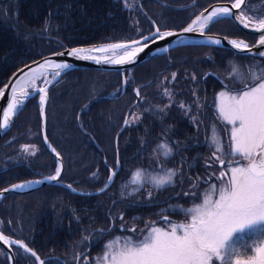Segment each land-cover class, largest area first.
Instances as JSON below:
<instances>
[{
	"label": "flooded vegetation",
	"instance_id": "af4514ba",
	"mask_svg": "<svg viewBox=\"0 0 264 264\" xmlns=\"http://www.w3.org/2000/svg\"><path fill=\"white\" fill-rule=\"evenodd\" d=\"M31 1L0 0V88L16 68L40 56L37 50L45 47L56 49L59 45H63V48L74 46L71 44H26L25 39L22 37L21 41H12L11 32L13 24L15 28L21 29L22 27L18 26L20 23L25 26L26 39L38 37L44 31L49 30L50 21H48L44 29L45 16L49 18L52 14L49 10L44 9V0H36V5ZM53 1L55 2H52V4L56 9L60 0ZM218 1L230 2V0H204L198 12ZM191 6L188 5V8ZM251 6L255 7V9ZM246 9H249V12L254 15L262 16L264 14V0H249ZM232 28H234V25L218 22L216 25H212L211 30L207 31V33L239 38L243 41H248L250 45L256 44V36L242 34L239 30H233ZM58 32L60 34V30L55 24L54 37H49L59 41ZM13 44L17 50H20L21 54L26 55V59H20L19 55V57L16 56L13 60ZM188 45H185L187 47L180 50L182 58L173 59L171 58V52H169L166 55L169 60L166 67L159 69L156 67L153 69L151 63L147 61L135 66V87L133 89L135 100L125 113L126 116L127 111L130 109L127 118L128 123L135 112L146 116L142 121H135V172L141 169V147H138L141 145L147 147L150 154L149 160L151 165L148 170H160L164 175L167 174L168 170H174L176 175L172 178V182L165 184L163 187H156L151 182L152 175L147 172L143 177L142 183H140V189H136L135 187V200L129 202L116 201L115 199L108 200V203L105 201L98 202V204L90 202L91 195L100 194L110 186L106 190L96 194L86 195L72 192L68 205H73L74 208H76L75 205H110L108 208L109 226H106L107 211H105L102 218L95 220L96 223L105 226L96 228V230H94L95 228L87 229L85 230L87 232H82L78 226L81 221L80 218L62 219V221L69 223L68 237L71 248H66L64 253L60 250L55 251V249H52L49 255L40 254L35 250L43 259L44 264H97L98 261L99 263L102 262V254L106 250L107 241L117 234L124 233V228L128 224L131 214L135 212V223H137L136 221L140 219V212L144 215L147 214L143 217L145 219L151 215V212L158 209L155 218L151 221L153 223L163 220L170 221L181 212H187L186 210L189 205L186 204L194 202V199L188 196H195L200 199L205 194V185H210V182H219L220 179H227V177L220 178V172L228 171L229 160H231L232 166L241 160L239 156H229L232 143L230 140L231 126L226 125V122L219 114L218 109L221 103L219 94L221 92H226L229 96L241 94L243 90L253 85V73L260 76V80L255 81L256 84L264 81V75H261L264 72V56L238 53L231 48L220 46ZM31 50H35V52L29 54ZM239 54L246 55L247 57H239ZM175 63L176 65L174 66ZM237 63L239 65L238 68L235 67ZM13 67L15 68L13 69ZM133 68L127 70L128 72L118 71L122 73V83L113 90L114 94L111 92L112 96L116 97L118 91L122 93L125 91L126 86L131 83ZM234 68L236 71H233ZM129 71H131L130 74ZM149 72H153L151 76L147 75ZM173 73H175V79H172ZM125 74L128 75L126 81L124 80L126 78ZM137 91H139V95H137ZM166 91L171 95H167ZM134 104L135 112L130 115ZM146 105L148 106L147 109H145ZM125 116L115 138V140L117 139L115 143L117 147V160L116 165L112 166L113 168H116L118 163L120 164L118 142L120 133L126 127V124L124 125ZM213 130H215V134L222 144L223 151L217 153V155L225 161L223 168L212 157V153L215 151V146L211 143ZM13 138L11 137L8 142ZM161 144H167L171 148L170 155H163V150L159 147ZM29 151L32 152L33 149L30 148ZM15 157H19V159H14L19 161L17 164H24L29 160L27 159V155L19 156V154H16ZM16 167L23 166L19 165ZM93 174L91 173L90 176ZM42 175V172H38L18 181ZM60 180L64 181L62 176ZM223 180H220V182H223ZM41 187L37 188L39 190L36 193H32L31 191L8 194L3 198V202L0 205H38L35 201L42 202L46 200H52L51 205L60 203L58 197L56 198L57 201L53 202V197L44 195L45 193H54V190L57 188L51 186ZM76 188L83 191L99 189ZM149 192H151L150 197L148 196ZM12 194H25L27 197H25V200H22V198H17ZM77 195H85L86 197L78 201ZM213 198L215 199L216 196L214 195ZM111 205H116L115 209H111ZM193 205L198 204L195 203ZM75 213H77V210ZM55 214L58 215V212ZM0 219V229L6 232V229H2V226L5 225L2 215ZM23 220L27 221L28 217H23ZM59 221L58 218H50L48 215L37 216L34 220L35 227L41 226L47 230H52L53 233L48 236L31 234L29 237L27 235L26 238L29 241H43V247L53 248L54 245L51 243L56 238H61V228L58 226ZM86 221L90 222L91 219L88 218ZM50 225H53V229ZM8 236L13 237L10 234ZM26 238L18 240H23L28 244ZM14 247L15 245H13V249L16 256L17 251ZM71 249H73V252H71ZM27 264H37V261H35V258L32 259L30 257Z\"/></svg>",
	"mask_w": 264,
	"mask_h": 264
},
{
	"label": "trees",
	"instance_id": "16d2710c",
	"mask_svg": "<svg viewBox=\"0 0 264 264\" xmlns=\"http://www.w3.org/2000/svg\"><path fill=\"white\" fill-rule=\"evenodd\" d=\"M32 1L36 5V0ZM138 1L60 0L59 7L57 6L55 9L52 4L55 1L44 0V9L49 10L52 14L49 18L45 16L44 29L50 21L49 30L44 31L38 37L26 39L25 31L18 27L15 28L13 24L12 41H21L24 38L26 44L71 45L128 41L143 37L153 30L149 17L160 29H181L193 17L186 12L191 7L178 8L183 6L184 0H172L176 3L173 5L175 8H169L172 5L167 0H142L141 7L138 5ZM248 1L243 8V14L246 12ZM143 10L149 17L144 14ZM221 20L225 21V19ZM55 24L60 30V34L58 32L59 41L49 37L53 36L55 32ZM18 26L25 28L22 23ZM237 28L234 25L232 29L246 34ZM12 47L14 48L13 60L19 55L20 59L27 58L26 55L21 54L20 50L16 49L14 44ZM63 47V45H59L56 49L45 47L37 50V53H40L41 56L63 49ZM185 47L187 46L172 49L171 58H182L180 50ZM33 52L35 50L29 51V54ZM239 57L247 56L239 54ZM147 62L151 63L153 69L156 67L159 69L166 67L169 60L166 55H161ZM151 73L153 72H149L147 75L151 76ZM131 76V83L126 86L123 93L118 91L116 97L112 96L111 92L122 83V73L118 71L74 68L66 71L49 88L46 118L47 134L65 160L62 175L64 181L75 187L86 189H97L105 184L110 166L116 165L117 147L115 143L117 139L115 140V138L117 132L123 122L126 110L135 100L133 90L135 87V67L132 69ZM133 112H135V104L130 115ZM40 121L37 99L33 97L27 101L8 134L0 140V189L38 172H42L43 175L55 172L56 159L44 145ZM130 121L119 136L118 149L121 167H119L110 187L100 194L91 195L90 202L98 204V202L103 201L108 203V200L111 199L122 202L135 200V183H133L135 174V122ZM11 137L14 138L8 142ZM26 144L35 147L33 150L35 155L31 154L30 148L28 151L22 148ZM138 147H141L140 168H145L143 170L146 171V169H150L151 165L150 154L147 147L141 145ZM16 154L19 156L27 155L29 160L27 163L17 164L19 161L13 158ZM19 165L23 167H16ZM17 172L18 174H16ZM91 173L95 174L90 176ZM47 186L57 189L54 190V193H45L44 195L53 197V202L57 201L56 198L58 197L59 204L51 205L52 200H46L35 201L38 205H0V216L2 215L5 220V225L2 226V229H6V232L2 230L4 233L15 236L17 239H25L27 235L29 237L31 234L48 236L53 231L41 226L35 227L34 220L41 215L58 218L60 220L58 226L61 228V238H56L51 243L54 245L53 248L43 247V241H29L26 238L28 240L27 245L32 246V249L40 254L49 255L52 249L64 253L66 248H71L68 237L69 223L62 221V219L80 218L81 221L78 226L82 232L92 228L96 230V228L105 225H100L95 220L102 218L107 211L106 226H109L108 208L110 205H75L76 208H74L73 205H68L72 195L68 188L55 184H47L43 188ZM38 190L36 189L32 193H36ZM12 195L22 198V200L27 197L25 194ZM76 197L79 201L86 196L77 195ZM115 207L116 205H111V209H115ZM76 210L77 213H75ZM157 211L158 209H155L149 217L155 218ZM56 212L58 215L55 214ZM146 215L143 214V216ZM23 217H28V220L24 221ZM88 218L91 219L90 222L86 221ZM50 227L53 229V225ZM14 248L17 251V264H27L30 257L33 259L31 254L26 253L20 246L15 245ZM3 250L0 245V264H9L6 252Z\"/></svg>",
	"mask_w": 264,
	"mask_h": 264
},
{
	"label": "snow or ice",
	"instance_id": "6c2138e0",
	"mask_svg": "<svg viewBox=\"0 0 264 264\" xmlns=\"http://www.w3.org/2000/svg\"><path fill=\"white\" fill-rule=\"evenodd\" d=\"M242 4H244V0H235L232 8H240ZM228 15H231L228 7L214 8L200 22L201 30L207 27L210 22H215L222 16ZM197 20H200V17H197ZM256 27L264 30V19L260 20ZM192 30V26L183 29L184 32H191ZM173 35L175 33L171 31L161 32L159 28H156L151 39L154 41L156 36L164 39ZM149 40L150 37L145 36L143 43L138 40L132 41V45H136V47L128 44H109L105 48L92 49V51L125 49L124 56L118 60L110 61L123 64L148 47L147 41ZM214 43L219 45L221 41L215 40ZM231 44L237 49L248 48L247 44L238 43L235 40H232ZM259 44L264 45V32L259 38ZM129 48L131 50H128ZM83 51L85 50L74 48L69 55L77 56ZM260 55H264V53H260ZM45 63L50 62L46 61ZM69 66L66 63L55 65L56 68L60 69ZM233 71L236 69L234 68ZM59 74L57 72L54 75L59 76ZM261 75H264V72ZM172 79H175V73L172 74ZM252 79L253 85L243 90L239 95L229 96L226 92H221L219 94L221 103L218 109L226 125L231 126L230 140L232 143L229 156H239L248 161L247 165L232 166V162L229 160L228 171L220 172V178L227 177V179L224 180L219 189L214 184L211 186V191L217 198L213 199L212 195H206L202 204L187 209L186 211L191 214L189 223L172 225L169 230L152 228L151 232L137 243H133L130 238H126L123 244H121L120 238L110 242L106 245L108 251L103 257L107 264H212L213 258L223 262L226 256L231 257L236 252L234 241L239 238V234L259 225H264V81L256 84L255 81L260 80V76L255 73H253ZM16 83H19V79L14 82V84ZM39 91L44 93L40 97L43 104L47 95L46 89L41 88ZM166 94L171 95L167 91ZM2 95L3 91H0V96ZM137 95H139V91H137ZM16 111H18L16 88L13 86L7 111H3V127L8 126V116ZM127 123L125 121L126 125ZM211 143L215 146L212 157L223 168L225 161L217 155L223 151V148L215 130H213ZM30 147L34 148V146L29 145L23 146L25 151H28ZM159 147L163 150V155L171 154L172 150L167 144H161ZM31 154L35 155V152L32 151ZM56 155L59 156V153ZM115 175L116 173L113 171L109 176V182ZM175 175L176 172L170 169L164 176L152 177V182L156 186L163 187L165 184H170ZM59 177L60 170L57 169L55 175L46 179L58 181ZM141 177L142 170H137L134 174L133 183H142ZM41 182L36 181V183ZM24 187V184H18L14 185L13 189ZM69 187L71 186L69 185ZM148 196H151V192L148 193ZM0 240L6 244L9 243L8 238L2 233H0ZM12 243L31 254L35 260L39 261V264H44L36 252L26 244L20 241H13ZM255 252L256 255L247 260L237 258L235 264H264V245L257 247Z\"/></svg>",
	"mask_w": 264,
	"mask_h": 264
},
{
	"label": "water",
	"instance_id": "95a60500",
	"mask_svg": "<svg viewBox=\"0 0 264 264\" xmlns=\"http://www.w3.org/2000/svg\"><path fill=\"white\" fill-rule=\"evenodd\" d=\"M246 1L247 0H244V4L246 3ZM232 5L233 3L231 4V2H225V3L222 2V3L213 4L209 6L208 8L204 9L201 13H199L185 27L181 29H176V30H164V31H171L175 33V35L166 37L164 39H160L158 36H156L154 41L151 39V37L153 33L155 32V29L159 27L156 25L154 20L149 18L153 26V31L145 35V36L150 37V40L147 41L148 47L144 48L142 52H138L135 55V57H133L131 60H126V62L123 64L112 63L110 61L118 60L122 56H124L125 49H108L106 51H92V49L105 48L109 44H128V45H131L132 47H136V45H132V41L138 40L143 43L144 42L143 37L145 36L134 39V40H128V41L125 40V41L109 42V43H104V44H78L74 46H67L63 49L43 55L17 68L0 88V91H3V95L0 96V110L7 111L8 104L10 103V98H11V88L13 86H15L16 88L17 109H18V111L8 116V126L7 127H3V119H4L3 111H0V138L7 131H9V129L13 126L16 118L18 117L20 111L22 110L24 105L27 103V101L30 98L38 95L39 112H40V118H41L42 139H43L44 145L46 146L47 150L55 157L57 166H56L55 172L52 173L51 175H45V176H41L37 178H30V179L17 181V182H14L0 189V201L10 193H27V192L33 191L47 184H59L61 186L68 188L71 192L78 193V194H86V195L100 193L102 192L101 191L102 189L103 191L106 190L110 186V184L113 182L116 175L112 178L111 182H109V176L112 174L113 171L117 174V171L119 170V167H120L119 163L117 164L116 168H113L112 166H110L109 175H108L106 183L103 185V187L97 190L83 191V190H80L74 187L71 183L60 180L63 174L64 168H65L64 159L62 155L59 153V151L55 148V146L50 141L47 135V128H46V107H47V103L49 100V88L52 86L53 83L58 81L66 71L70 69L82 68V69H98V70H104V71L125 72L135 67L136 65L141 64L145 61H148L152 58H155L161 55H168L172 49L178 46H181V45H188V44L213 45V46L231 48L238 53L264 56V55H260V53H264V45L259 44V38L262 32H264V30H260L255 27H250L248 25L250 22L248 20L247 22L246 20L243 19V16L241 14V10H242L241 7L243 6V4L241 5L240 8H232ZM217 7H228L230 9L231 15L222 16L221 18L232 19L241 30H243L244 32L248 34L257 36L258 37L257 43L250 45L246 41H243L242 39H239V38L208 35L205 33V31L196 30V27L200 24V22L204 19V17H206L214 8H217ZM197 17H200V20H197ZM189 26H192L193 30L191 32H184L183 29ZM161 32H163V30H161ZM215 40H220L221 43L217 45L216 43H214ZM232 40H235L238 43L243 42L244 44L248 45V48L247 49L245 48L237 49L231 44ZM74 48L84 49L85 51L81 52L77 56L69 55L70 51ZM128 50H131V49L129 48ZM60 53H63V55H60ZM46 61H49L50 63H45ZM61 63H66L70 66L67 68H63V69L55 67L56 64H61ZM53 72L55 73L59 72L60 74L59 76L54 75L53 77L50 78L49 81H47L44 84H38L37 86L33 88H29V82L27 84L25 83L34 76L39 77L40 75L50 74ZM21 77L23 78L21 79ZM17 79H19V83L14 84V82ZM41 88L46 89V93H47L46 99L43 104L41 103V99H40L41 95H44V93H41L39 91ZM129 111L130 109L127 111V114L125 116L124 125H125V121H127V118L129 116ZM45 137L47 138L46 140H45ZM53 149H55V151H53ZM56 153H59V156H57ZM57 169L60 170V177L58 181L47 180L46 179L47 177H50L56 174ZM36 181H42V182L36 183ZM18 184H24L25 187L20 188V189H13V186L18 185ZM69 185L71 187H69ZM6 189L7 191H5ZM0 233H2L3 236L7 237L9 241V243L6 244L2 240H0V244L5 248L9 264H16V256H15V252L13 249V245H16V244L12 242L20 241L23 244H26V243L23 240H18L11 236L6 235L1 229H0ZM27 246L31 248L29 245ZM32 250L35 251L34 249ZM36 254L40 257V255L37 252ZM40 259L43 260L41 257ZM37 264H39V261H37Z\"/></svg>",
	"mask_w": 264,
	"mask_h": 264
},
{
	"label": "rangeland",
	"instance_id": "374dc122",
	"mask_svg": "<svg viewBox=\"0 0 264 264\" xmlns=\"http://www.w3.org/2000/svg\"><path fill=\"white\" fill-rule=\"evenodd\" d=\"M169 3H170V5H172L171 7H169V8H175V7H173V5H175L176 3H175V1H172V0H167ZM191 1V2H190ZM184 0V4H183V6H181V7H178V8H188V5H192L191 6V8H189V9H187L186 10V12L187 13H189L191 16H193L192 17V19L193 18H195L199 13H201L203 10H201V11H199L198 12V9L201 7V5H202V3H203V1L204 0ZM231 1V0H230ZM235 2V0H232L231 2ZM31 2H33V1H31ZM223 1H218V2H214L213 4H216V3H222ZM213 4H211V5H213ZM163 5H166L165 3H163ZM195 5V6H194ZM211 5H209V6H211ZM185 6H187V7H185ZM194 6V7H193ZM208 6V7H209ZM208 7H206V8H208ZM252 7V6H251ZM205 8V9H206ZM253 9H255V7H252ZM246 10V12H244V14H243V9L241 10V14H242V16H243V19L244 20H248L250 23H253V24H257L260 20H262V19H264V15L261 17V16H259V15H254V14H252L251 12H249V9L247 10V9H245ZM143 12H144V14L145 15H147V13L143 10ZM148 16V15H147ZM149 17V16H148ZM150 18V17H149ZM191 19V20H192ZM135 20L137 21V18L135 17ZM190 20V21H191ZM230 20H232V19H230ZM230 20H225V21H223V20H221V19H219V20H216L215 22H212L209 26H208V28H207V31H210L211 30V26L212 25H216V23H218V22H220L221 24H223L224 22H226L227 24H229V25H236V23L232 20V21H230ZM247 21V22H248ZM157 25V24H156ZM237 26V25H236ZM214 27H216V26H214ZM22 29L25 31V28H23L22 27ZM160 29V28H159ZM160 30H176V29H171V28H167V29H160ZM153 31V30H152ZM151 31V32H152ZM150 32V33H151ZM149 34V33H148ZM231 38H233V37H231ZM247 43H249L248 41H246ZM250 44V43H249ZM181 46H184V45H181ZM178 47H180V46H178ZM177 48V47H176ZM175 49V48H174ZM171 52V51H170ZM51 53V52H50ZM44 55H46V54H44ZM43 56V55H42ZM39 57H41V56H39ZM39 57H37V58H39ZM198 57H201V56H198ZM197 57V58H198ZM227 57V56H226ZM261 57H263V56H261ZM37 58H34V59H32V60H35V59H37ZM32 60H30V61H32ZM30 61H28V62H30ZM27 62V63H28ZM24 65V64H23ZM22 66V65H21ZM21 66H19V67H21ZM18 67V68H19ZM235 67H239V65H238V63L235 65ZM17 69V68H16ZM15 69V70H16ZM14 70V71H15ZM13 71V72H14ZM12 72V73H13ZM128 72V71H127ZM183 72V71H182ZM181 72V73H182ZM131 73V71H129V74ZM184 73V72H183ZM54 74H55V72H53V73H50V74H43V75H40L35 81H32L30 84H29V88H33V87H35V86H37L38 84H44V83H46L45 81H49L50 80V78L51 77H53L54 76ZM126 75V78L124 79L125 81H126V79L128 78V75L127 74H125ZM3 84V83H2ZM113 92V91H112ZM115 92H113L112 94H114ZM34 97H36V99H37V103H38V108H39V101H38V95H36V96H34ZM33 98V97H32ZM31 99V98H30ZM25 106V105H24ZM147 105L145 106V109H147ZM22 110H23V108H22ZM21 110V111H22ZM20 111V112H21ZM20 114V113H19ZM19 116V115H18ZM146 116H144V115H139V114H137V112H135L132 116H131V118H130V120L131 121H142L144 118H145ZM46 118H47V107H46ZM14 125V124H13ZM40 127H41V121H40ZM46 128H47V122H46ZM11 129V128H10ZM10 129H9V131H10ZM9 131H7L1 138H0V140L1 139H3L7 134H8V132ZM27 145V144H26ZM23 146H25V145H23ZM23 148V147H22ZM30 148H32V147H30ZM33 150H35V147L34 148H32ZM14 159H19V157H15L14 156ZM247 163H248V161L247 160H244L243 158H241V160L238 162V163H236L235 165H233V166H243V165H247ZM140 170H142V177H141V180H143V177H144V175H145V173H147V172H149V174L150 175H152V177H154V176H156V177H158V176H164V173L161 171L160 172V170L158 171H153V170H148V169H146V171H144L142 168L140 169ZM47 175H51V174H47ZM42 176H45V175H42ZM41 177V176H40ZM152 177H151V182H152ZM35 178H37V177H35ZM220 179V178H219ZM220 180H223V179H220ZM220 180H219V182H210L209 184L210 185H205L204 186V192H205V194L202 196V198H200V199H198L197 197H195V196H188L189 198H192V199H194V202L193 203H187L186 205H189L188 206V209H190V208H193L195 205H193V204H195V203H197V204H202L203 203V200H204V198H205V196L206 195H212V198H213V193H210V191H211V186L214 184V185H216V187H217V189H219V187L224 183V180H223V182H220ZM152 184L154 185V186H156L153 182H152ZM139 186V187H138ZM135 187H136V189H140V187H141V185L140 184H136L135 185ZM156 187H159V186H156ZM206 191H208L207 192V194H206ZM31 192V191H30ZM11 194V193H10ZM192 194V193H191ZM190 194V195H191ZM6 197V196H5ZM4 197V198H5ZM217 198V197H216ZM215 198V199H216ZM214 199V198H213ZM3 200V199H2ZM0 201V203L1 202H3V201ZM187 213V214H186ZM142 214V215H141ZM143 213L142 212H140V219H139V221H136L137 223H135V212L133 213V214H131L130 215V220L128 221V224L125 226V228H124V233L123 234H117V235H115V236H113L111 239H109L108 241H107V245L110 243V242H113V241H115L117 238H120V242H121V244H123V242H124V240L126 239V238H130L131 240H132V242L133 243H137V242H139L140 240H142L145 236H147L150 232H151V230H152V228H163V229H165V230H169L170 228H171V226L172 225H180V224H187V223H189L190 222V219H191V214L190 213H188V212H184V213H180L179 215H177V216H175L174 217V219H171L170 221H168V220H163V221H155L154 223L151 221V220H153L152 218H150V217H147V218H145V219H143ZM0 223H1V219H0ZM134 229V230H133ZM116 232V231H115ZM247 232V233H246ZM246 232H244V233H246V234H244V233H242V234H239V238L238 239H236L235 241H234V244H235V248H236V252L235 253H233L232 255H231V257H228V256H226L225 257V260L223 261V262H225V263H227V264H235V261H236V259L237 258H239V259H241V260H247L248 258H250V257H252V256H255L256 255V252H255V249L257 248V247H260V246H262V245H264V225H259V226H257V227H255L254 229H251V230H247ZM249 232V233H248ZM252 232V233H251ZM136 233V234H135ZM178 233H179V229H178ZM135 235H136V237H135ZM1 245V244H0ZM2 246V245H1ZM18 246V245H17ZM3 247V246H2ZM3 251H5V248L3 247ZM106 249V250H105ZM104 250V252H103V254H102V262H100L99 264H107V262L106 261H104L103 260V257H104V255H105V253L108 251V249L107 248H105ZM248 249H250L251 251L249 252V250ZM2 250V249H1ZM6 252V251H5ZM2 253V252H1ZM3 254V253H2ZM7 255V254H6ZM98 259H99V257H98ZM36 261V260H35ZM223 262H219L218 260H216L215 258H213V260H212V264H224Z\"/></svg>",
	"mask_w": 264,
	"mask_h": 264
},
{
	"label": "bare ground",
	"instance_id": "6f19581e",
	"mask_svg": "<svg viewBox=\"0 0 264 264\" xmlns=\"http://www.w3.org/2000/svg\"><path fill=\"white\" fill-rule=\"evenodd\" d=\"M248 1V0H247ZM247 1H246V3H247ZM231 2V1H230ZM142 3V0H139L138 1V5L141 7V4ZM223 3H225V2H223ZM234 4L235 2H231V4ZM246 3L245 4H243V6L241 7L242 9L245 7V5H246ZM239 16V15H238ZM240 17V16H239ZM220 19H225V20H230L229 18H220ZM230 21H232V20H230ZM151 23V22H150ZM212 22H210L209 24H208V26L211 24ZM258 24V23H257ZM257 24H253V23H249L248 25L250 26V27H255V28H257L256 27V25ZM237 25V24H236ZM208 26L207 27H205L203 30H201V27H200V24L196 27V30H198V31H205V33L206 34H208V35H214V34H209V33H207V28H208ZM238 26V25H237ZM243 31V30H242ZM246 33V32H245ZM246 34H248V33H246ZM249 35H252V34H249ZM216 36H219V35H216ZM257 37V36H256ZM257 40H258V37H257ZM256 43H257V41H256ZM33 78H35L34 80H33ZM38 78V76H34V77H32L31 79H29L27 82H25L26 84L29 82V84L32 82V81H35L36 79ZM47 122V121H46Z\"/></svg>",
	"mask_w": 264,
	"mask_h": 264
}]
</instances>
